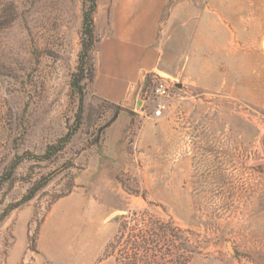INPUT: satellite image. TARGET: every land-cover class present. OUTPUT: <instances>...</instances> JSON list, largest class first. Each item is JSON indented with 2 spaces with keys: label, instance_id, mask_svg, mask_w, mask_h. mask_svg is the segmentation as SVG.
<instances>
[{
  "label": "rangeland",
  "instance_id": "374dc122",
  "mask_svg": "<svg viewBox=\"0 0 264 264\" xmlns=\"http://www.w3.org/2000/svg\"><path fill=\"white\" fill-rule=\"evenodd\" d=\"M118 1L86 55L90 0H0V264H264V0H167L129 111L93 86Z\"/></svg>",
  "mask_w": 264,
  "mask_h": 264
},
{
  "label": "crops",
  "instance_id": "0c3cea01",
  "mask_svg": "<svg viewBox=\"0 0 264 264\" xmlns=\"http://www.w3.org/2000/svg\"><path fill=\"white\" fill-rule=\"evenodd\" d=\"M166 2L121 0L112 5L109 36L100 45L93 86L96 95L123 111L132 109L146 74L159 70L171 75L175 70V42L159 19Z\"/></svg>",
  "mask_w": 264,
  "mask_h": 264
},
{
  "label": "built area",
  "instance_id": "2783aa9c",
  "mask_svg": "<svg viewBox=\"0 0 264 264\" xmlns=\"http://www.w3.org/2000/svg\"><path fill=\"white\" fill-rule=\"evenodd\" d=\"M177 82V79L174 78V80L171 78V76H163L160 75V78L156 82L154 86V93L158 98H168L171 94V90L174 87L175 83ZM142 108H144L147 104L146 100L142 99L141 101ZM147 107V106H146ZM169 109V105L165 101H160L158 103H155L154 107L151 110V116L153 118H161L165 115L166 110Z\"/></svg>",
  "mask_w": 264,
  "mask_h": 264
},
{
  "label": "trees",
  "instance_id": "16d2710c",
  "mask_svg": "<svg viewBox=\"0 0 264 264\" xmlns=\"http://www.w3.org/2000/svg\"><path fill=\"white\" fill-rule=\"evenodd\" d=\"M90 1L92 2L90 12L84 13V34L88 37L87 40L83 44V52L86 55H88L91 51L94 50V44H95L94 19L92 16V12L96 8V0H90ZM90 73H91V76L93 77V70L92 69H91ZM146 249H148V248H146Z\"/></svg>",
  "mask_w": 264,
  "mask_h": 264
},
{
  "label": "water",
  "instance_id": "95a60500",
  "mask_svg": "<svg viewBox=\"0 0 264 264\" xmlns=\"http://www.w3.org/2000/svg\"><path fill=\"white\" fill-rule=\"evenodd\" d=\"M139 104H141V101L139 102Z\"/></svg>",
  "mask_w": 264,
  "mask_h": 264
}]
</instances>
